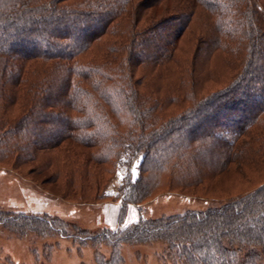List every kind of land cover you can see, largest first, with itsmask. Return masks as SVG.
I'll return each instance as SVG.
<instances>
[{
	"label": "trees",
	"instance_id": "16d2710c",
	"mask_svg": "<svg viewBox=\"0 0 264 264\" xmlns=\"http://www.w3.org/2000/svg\"><path fill=\"white\" fill-rule=\"evenodd\" d=\"M254 4L255 0H185L183 5L182 0H0V21L7 24L0 22L4 26L0 31V87L7 108L10 111L20 100L18 107L25 117L18 121L22 130H29L28 123L33 122L35 127L44 125L47 131H54L49 127L51 116L67 123L54 137L49 136L48 150L59 146L61 141L72 140L93 151L91 161L84 162L100 166L108 162L111 154L109 131L113 128L109 125V113L114 109L117 117L123 118L120 104L113 99L126 98L127 106L130 103L127 90L131 81L127 78L140 72L148 82L160 83L157 87L160 93L179 99L185 92L188 98L186 63L190 68L192 91L196 92L201 86L195 87V83L203 75L200 80L193 78V66L199 60L201 44L208 41L209 55L218 49L226 55V68L238 69L229 85L192 102L190 112L170 120L167 126L187 127L189 140L214 142L210 150L218 159L211 167L217 174L231 170L234 164L241 169L251 166L252 156L262 155L264 162L262 148L255 150L241 141L246 137L264 136L263 132L253 130L264 119V18ZM41 6L42 11L38 9ZM153 9L155 17L147 14ZM34 11L47 14V20L27 18ZM199 18L207 26L204 34L216 33L214 38L218 39L204 41L206 36L202 32L190 29ZM208 19L213 21L212 25ZM173 23L180 26L166 33L170 28L165 26ZM107 35L129 42L126 58L117 65L108 60L112 55L104 53L99 64L85 59L93 49L101 50L98 44ZM182 37L185 49L178 45ZM193 42L197 45L187 58L189 43ZM110 49L115 51L113 47ZM185 54L184 64L178 59ZM135 90L131 93L133 98L137 97ZM42 114L47 118L44 121L40 119ZM102 136L106 142H101ZM164 153L148 150L150 157L141 158L137 180L125 182L129 191L124 202L138 204L148 195L149 188L141 189L143 167L149 166L151 156L154 158L150 167H163ZM246 154L249 157L244 159ZM118 164V159L114 160L115 169ZM83 166L86 175L80 190L91 178L93 185L100 189L103 180L98 171L101 169ZM52 172L49 182L60 183L58 172ZM206 175V171L200 174ZM0 226L20 235L49 232L93 245L104 243L113 248L116 257L122 244L164 240L169 244L172 264H264V182L248 195L221 207L186 211L156 221L140 219L118 231L92 232L66 224L55 216L22 211L0 212Z\"/></svg>",
	"mask_w": 264,
	"mask_h": 264
},
{
	"label": "rangeland",
	"instance_id": "374dc122",
	"mask_svg": "<svg viewBox=\"0 0 264 264\" xmlns=\"http://www.w3.org/2000/svg\"><path fill=\"white\" fill-rule=\"evenodd\" d=\"M184 3L185 0H182V5ZM254 5L264 18V0H255ZM42 8L43 6L38 9L42 11ZM147 14L151 17L156 15L154 9ZM38 17L47 20V14H40L37 11L27 16L31 19ZM208 21L213 22L210 19ZM197 22L198 19L190 29L196 28V31L204 34L203 30L206 31L207 27L204 25V20L199 18L198 24ZM1 24L7 25L3 21ZM179 26L180 23L169 24L165 27L170 28V31L165 32L169 33ZM2 27L4 29V26L0 25V31ZM204 35L206 36L204 41L206 38L218 39L214 38L216 33ZM109 36L107 35L105 40L98 44L102 46L101 50L93 49V53L86 54L85 59L93 64H99L104 58V53L107 56L112 55L111 58L108 56V60L117 65L126 58V47L129 42L124 40L125 38L121 41L116 36ZM183 37L178 45L185 49ZM218 43L217 41L215 45ZM189 44L187 58L197 45L194 42ZM207 44L208 41L201 44L199 60L193 66L195 71L193 78L200 80L203 75V78L195 83V87L201 86L196 92L192 91L190 68L186 63L188 98H185L187 96L185 92L181 93L182 98L179 99L160 93L157 89L160 83L148 82L140 72L131 74L127 78L128 82L131 81V87L127 85L130 88L127 90L131 95L130 103L127 106L126 98L113 99L120 104L123 118L121 120L117 117L118 113L114 109L109 113L111 118L109 125L113 128L109 131L112 139L109 147L111 154L108 155V162L100 166L84 162L91 161L93 151L75 144L72 140L61 141L59 146L51 151L48 150L49 136L54 137L56 132L60 131V127L67 124L56 121L54 116H51L53 120H50L49 126L54 131H47L49 129L44 125L36 128L32 125L33 122L28 123L29 130L25 128L22 130L21 121L18 122L23 117V110L20 111L18 107L21 104L20 100L9 111L0 87V212L41 213L58 217L66 224H74L92 232L118 231L140 219L156 221L186 211L201 212L209 208L221 207L228 201L253 192L264 182V162L260 158L262 155L252 156L253 159H249L251 166L241 169L234 164L231 170L217 174L211 167L218 159L210 150L214 142H203L199 138L189 140L186 133L190 129L187 127L179 124L167 126L170 120H175L186 111L190 112L189 107L194 106L192 102L202 100L207 95L229 85L238 69L235 66L226 68V55L218 49L209 55L210 47ZM111 47L114 48L115 53L110 51ZM178 60L184 61L185 64L186 54L179 55ZM1 69L2 60H0V74ZM136 82L138 84H135ZM134 85H137L134 88L137 92L135 99L131 94ZM193 96L197 99H192ZM40 113L43 111L40 110ZM43 114L40 116L42 121L47 119ZM262 121L264 119L259 121L257 128L253 129L259 134L264 133ZM198 131L201 132L199 129ZM100 140L106 142L103 136ZM241 141L252 149L262 148L264 153V136H255L252 139L246 137ZM148 150L150 153L164 151L166 158L164 166L159 169L150 167L154 158L151 156L152 159L148 160L149 166L143 167L145 172L141 174V177L143 176L141 189L149 188V193L146 197H142L138 204H128L124 202L129 191L125 187V182L137 180L141 158L150 157ZM247 157L249 155H244V159ZM117 159L120 164L115 169L113 162ZM83 164L89 165L92 170L96 167L97 171L101 169L98 171L100 180H103L100 189L93 185L90 177L89 183L83 185V190H80L86 175L82 170ZM201 166L204 169L200 170ZM51 168L52 171L58 172L60 183L49 182L53 174ZM203 171L207 172L206 177L200 176ZM168 247L169 244L164 240L127 243L120 246L116 257L113 248L104 243L93 245L91 242H80L77 239L64 238L49 232L47 234L30 232L20 235L8 227L0 226V264H172L173 259L168 256L170 253Z\"/></svg>",
	"mask_w": 264,
	"mask_h": 264
}]
</instances>
